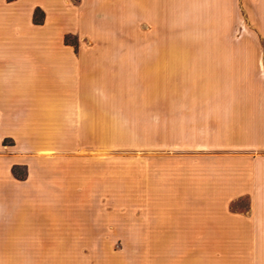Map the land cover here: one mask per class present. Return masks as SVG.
Listing matches in <instances>:
<instances>
[{
  "label": "crops",
  "instance_id": "crops-1",
  "mask_svg": "<svg viewBox=\"0 0 264 264\" xmlns=\"http://www.w3.org/2000/svg\"><path fill=\"white\" fill-rule=\"evenodd\" d=\"M122 155L156 162L125 206L156 214V244L264 264V0H0V245L64 244L52 199L101 207ZM54 162L56 179L32 168Z\"/></svg>",
  "mask_w": 264,
  "mask_h": 264
},
{
  "label": "rangeland",
  "instance_id": "rangeland-1",
  "mask_svg": "<svg viewBox=\"0 0 264 264\" xmlns=\"http://www.w3.org/2000/svg\"><path fill=\"white\" fill-rule=\"evenodd\" d=\"M237 41L238 39L235 44H238ZM180 42L190 44L188 38H181ZM192 44H199V42L193 40ZM124 157L122 155L116 162L106 166L107 171L115 170L116 172V191L110 193L109 199L105 196L100 199L95 198L96 201H100L98 205L101 207L94 208L91 205L85 209V212H77L79 207L77 201H80V198L55 196L52 199V220L49 223L52 227L53 241L64 242V244L20 246L5 244L0 245V255L5 257L16 254L47 256L44 258L45 262L38 261L36 264H211V260H207V253L216 254L220 246L156 244L155 231H153L156 227V214L131 215L126 212L125 206H128V203L140 202L139 198H128V194L133 192L139 194L144 184L149 185L150 188L156 185L151 177L148 182L147 178L143 180L141 177L144 172L148 174L147 170L155 171L156 162L126 160ZM131 157L140 159L142 155ZM32 168L44 177L47 175L48 179H56L68 166L57 162L46 165L33 163ZM99 168L103 172L105 165H100ZM12 171L16 178L24 180L28 176L29 167L21 163L14 165ZM151 171L149 173H152ZM108 200L111 201V207L115 206V208L108 210L110 206ZM241 205L246 206V202H242ZM93 210L98 212L94 213ZM141 218L144 220L142 221ZM108 226L113 228L109 230ZM142 226L151 229L150 237L144 235L142 237L141 230L130 229ZM93 238H97L95 241H101V244H80L90 242ZM4 264H13V262L6 261Z\"/></svg>",
  "mask_w": 264,
  "mask_h": 264
}]
</instances>
